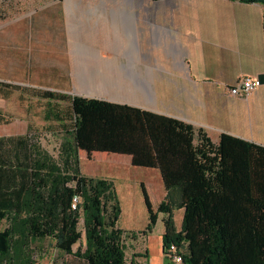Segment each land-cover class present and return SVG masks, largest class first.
<instances>
[{
	"label": "trees",
	"instance_id": "16d2710c",
	"mask_svg": "<svg viewBox=\"0 0 264 264\" xmlns=\"http://www.w3.org/2000/svg\"><path fill=\"white\" fill-rule=\"evenodd\" d=\"M0 96L27 103L28 115L24 133L0 136V264H35L51 250L60 264H127V238L152 232L159 213L164 264H264V240L249 239L232 216L235 201L241 210L238 201L255 200L242 181L250 164L264 177V145L228 133L214 143L176 117L50 88L0 80ZM2 114L0 122H10ZM43 134L54 137L52 149ZM81 149L131 155L134 165L160 170L166 195L145 228L119 226L115 182L85 174ZM171 245L181 263L169 257ZM143 255L149 258L147 249Z\"/></svg>",
	"mask_w": 264,
	"mask_h": 264
},
{
	"label": "crops",
	"instance_id": "0c3cea01",
	"mask_svg": "<svg viewBox=\"0 0 264 264\" xmlns=\"http://www.w3.org/2000/svg\"><path fill=\"white\" fill-rule=\"evenodd\" d=\"M146 1L139 0L142 5ZM154 1L162 4L135 8L134 3L132 33L137 38V43L134 41L135 44L132 45L133 57H125L126 60L122 61L120 57H108L109 51H106V57H85L95 60L97 69L125 68L127 78H113L109 85L107 81L92 84L96 87L94 91L90 87L86 90L79 89L81 92L74 94L127 103L176 117L195 128H203L214 143L220 141L222 133H228L244 141L264 145V84L248 95L230 93V87L242 77H258L264 72V5L239 0H151ZM65 6L67 10L66 2ZM66 26L68 28L67 22ZM70 33L72 43L73 39L80 41L78 35L73 37L72 32ZM67 36L69 41L68 30ZM69 44L70 41L68 47L71 46ZM71 48L74 57V49L72 46ZM66 49L67 47L60 49L62 56L66 55ZM3 57L34 56L13 53ZM26 68L29 73L30 58ZM0 80L22 85L16 79ZM17 106H20V112L18 108L16 111L10 108V102L0 96L2 117L10 118V122H0V126L12 127L1 131L0 136L17 135L26 131L24 104L18 102ZM36 122L44 123L40 119ZM46 146L52 149L49 144ZM128 156L131 162L132 157ZM131 165L158 171L164 187L162 200L166 189L160 170ZM246 176L242 182L250 190V197H254L256 201H238L241 210L235 201L233 220L237 221L238 214L244 231L247 229L248 238L254 241L264 240L263 170L259 168L256 171L250 164ZM111 179L115 182L114 178ZM227 186L232 189L233 194V189L238 186L236 179L228 181ZM244 208L245 212L242 211ZM177 210L181 213V225H176L179 230L185 209H175L174 219ZM158 215L163 222L164 214ZM153 231L154 228L145 236V241ZM164 231L165 228L162 235ZM146 249L148 250L147 246ZM162 254L164 264L163 248Z\"/></svg>",
	"mask_w": 264,
	"mask_h": 264
},
{
	"label": "rangeland",
	"instance_id": "374dc122",
	"mask_svg": "<svg viewBox=\"0 0 264 264\" xmlns=\"http://www.w3.org/2000/svg\"><path fill=\"white\" fill-rule=\"evenodd\" d=\"M65 2L0 0V78L16 79L21 81L23 86L30 88H52L72 94L81 92L79 89L86 90L90 87H93L91 90L94 91L96 87L92 84L107 81L109 85L113 78H127V69H97V62L85 57H106V51H109L108 57H120L122 61L126 60L125 57H133L132 45L135 44L134 41L137 43V38L132 33L134 3L135 8L162 4L151 0H147L144 5L139 0ZM67 30L74 57L71 46H67ZM70 32L73 37L78 35L80 41L73 39L72 43ZM132 34L133 36H130ZM62 47H67L66 55L63 56L60 53ZM13 53L34 57H3ZM29 58L31 70L28 73L26 64ZM17 103L16 99L11 101L10 108L14 111L18 108L20 112ZM26 105L27 103L24 104L25 130L28 122ZM8 128L11 129V125H2L0 132ZM42 140L51 148L56 145L51 134H43ZM80 156L82 171L85 174L115 179L122 210L118 220L119 226L127 231L134 229L138 232L145 228L150 222V217L157 212L164 193L158 171L132 166V161L130 162L129 156L125 154L81 149ZM180 214L178 210L175 213L178 227L181 225ZM4 224L5 221H2L0 226L3 227ZM164 228V223L158 215L154 231L146 241L142 233H138L136 239L128 237L127 264H133L134 261L141 264H163L161 233ZM146 246L149 260L143 255ZM51 258H58L57 251L51 250L43 256H38L41 260Z\"/></svg>",
	"mask_w": 264,
	"mask_h": 264
},
{
	"label": "built area",
	"instance_id": "2783aa9c",
	"mask_svg": "<svg viewBox=\"0 0 264 264\" xmlns=\"http://www.w3.org/2000/svg\"><path fill=\"white\" fill-rule=\"evenodd\" d=\"M261 85L260 79L256 76H244L239 81H237L235 84H233L230 87V93L233 95L237 94H243L248 95L253 90L258 88ZM169 257L173 260L175 263H181L182 256L177 252L176 247L174 245H171L169 248ZM35 264H60V261L56 258H51L47 260H41L38 259Z\"/></svg>",
	"mask_w": 264,
	"mask_h": 264
},
{
	"label": "water",
	"instance_id": "95a60500",
	"mask_svg": "<svg viewBox=\"0 0 264 264\" xmlns=\"http://www.w3.org/2000/svg\"><path fill=\"white\" fill-rule=\"evenodd\" d=\"M258 78L260 79L261 84H264V72L263 73H260L258 75Z\"/></svg>",
	"mask_w": 264,
	"mask_h": 264
}]
</instances>
